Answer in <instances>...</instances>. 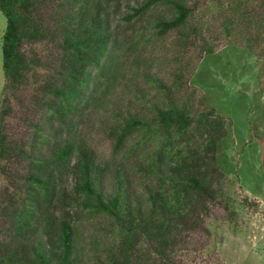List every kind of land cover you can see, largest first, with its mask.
Listing matches in <instances>:
<instances>
[{"label":"trees","instance_id":"1","mask_svg":"<svg viewBox=\"0 0 264 264\" xmlns=\"http://www.w3.org/2000/svg\"><path fill=\"white\" fill-rule=\"evenodd\" d=\"M154 3L133 7L128 18ZM172 4L174 17L157 23L161 34L190 15L184 0ZM112 7L113 0H0V264H173L179 231L222 192L216 158L227 128L214 108L195 112L165 91L152 116L116 112L111 159L82 135L85 115L111 101L123 77L125 38ZM49 47L53 57L44 61ZM24 90L41 115L20 142L6 120L11 98ZM24 163L14 175L12 166ZM81 211L109 221L92 236V252L81 239Z\"/></svg>","mask_w":264,"mask_h":264},{"label":"rangeland","instance_id":"2","mask_svg":"<svg viewBox=\"0 0 264 264\" xmlns=\"http://www.w3.org/2000/svg\"><path fill=\"white\" fill-rule=\"evenodd\" d=\"M144 1L113 0L114 24L125 38L123 77L111 101L90 108L81 133L101 159H111L116 112L152 116L154 105L166 101L165 91L195 112L214 108L227 128L216 158L223 189L190 215L176 237L172 261L264 264V0H184L190 9L186 24L162 34L157 23L174 17L173 0H155L143 16L129 19ZM5 27L0 10V100ZM49 48L41 53L44 61L53 57ZM41 73L43 79L47 69ZM11 108L8 136L29 140L41 115L31 91L14 95ZM25 164L13 165V174H22ZM6 182L13 184L12 178ZM78 216L85 251L92 252V236H102L109 221L100 213Z\"/></svg>","mask_w":264,"mask_h":264}]
</instances>
